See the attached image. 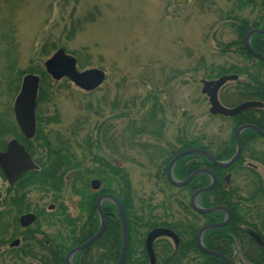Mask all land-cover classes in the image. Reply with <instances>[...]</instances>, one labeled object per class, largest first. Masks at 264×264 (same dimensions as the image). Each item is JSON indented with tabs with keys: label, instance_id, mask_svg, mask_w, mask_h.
<instances>
[{
	"label": "rangeland",
	"instance_id": "1",
	"mask_svg": "<svg viewBox=\"0 0 264 264\" xmlns=\"http://www.w3.org/2000/svg\"><path fill=\"white\" fill-rule=\"evenodd\" d=\"M233 4L226 0H0V78L7 64L27 71L25 76H39L35 69L46 71L45 61L63 49L58 47L49 56L41 53L42 43L52 41L65 44L68 54L82 59L85 68L79 70H103L106 81L93 94L80 90L69 80L55 83L50 78L51 99L42 113L46 117L57 115L61 121L44 125L43 130H57L60 124L70 127L77 118L86 119L82 115H87L91 101L95 107L90 110V126L106 121L113 134L109 142L102 134L99 147L91 149L93 154L108 156L118 148L122 157L119 161L129 171L137 195L161 199L154 179L149 178L154 170L148 166L147 154L137 145L152 142L153 137L163 145L174 144L179 132L185 130L217 142L230 140L233 134L232 124L213 116L208 98L202 94V81H210L206 76L213 66L231 63L232 59L241 61L237 55L220 52L219 46L234 38L231 26L219 19L221 11L231 9ZM0 90L3 91L2 86ZM104 101H117L119 109L104 108ZM99 103L102 107L97 106ZM13 105L10 95L0 97V117L8 131L10 124L16 125ZM154 106L155 125L144 120ZM160 108L164 116L163 112L158 113ZM99 109L103 112L98 120L92 111ZM119 113L123 116H117ZM162 116L166 120L163 123ZM90 129L80 131L78 146ZM11 135L6 134L5 139H11ZM94 137H98L95 130ZM258 140L253 150L259 163L264 157V141ZM39 145L42 144L35 143L36 149ZM79 148L78 159L90 167L86 161L90 155ZM260 164L257 173L264 179V161ZM245 173L249 181L256 178ZM243 179H237L238 183L244 184ZM69 188L64 198L72 211L78 209L79 199Z\"/></svg>",
	"mask_w": 264,
	"mask_h": 264
},
{
	"label": "trees",
	"instance_id": "2",
	"mask_svg": "<svg viewBox=\"0 0 264 264\" xmlns=\"http://www.w3.org/2000/svg\"><path fill=\"white\" fill-rule=\"evenodd\" d=\"M201 2L207 0H200ZM227 2H233V7L226 11H221L219 15L220 21L225 25H230L234 34L233 40L228 44L219 43L221 47L220 52L224 54L231 53L241 58V61L231 63H224L221 65H215L212 67L210 75L206 76L208 80H215L225 75H238L239 79L234 81L233 84L224 87L220 92V100L226 107H236L247 101H258L264 103V61L253 57L245 47V38L247 34L254 29L264 30V0H226ZM248 10L247 15H243V12ZM53 43H42L41 53L50 55L52 51H56L59 48H66L65 44L54 41ZM251 46L255 51L264 55V35L256 34L251 38ZM76 57V56H75ZM77 58V57H76ZM82 59H77V64L80 69H84L85 66ZM41 78L39 91L36 100V118H37V134L36 140L43 138V126L45 124H59L58 116L51 117L46 120V116L42 113V109L46 102L51 99L50 88L52 86L50 76L46 71L36 70ZM27 71L24 72L21 69L16 68V65H6L0 78V86L3 87V91L0 90V97L5 94L10 95L15 101L19 95L22 87V81ZM67 82V81H66ZM56 83V81H55ZM58 85V84H57ZM92 92L91 94H93ZM50 96V98H49ZM155 95L152 96L153 103ZM54 100V101H53ZM55 102L53 96L52 99ZM98 107H102V104H97ZM157 106V105H156ZM156 106L152 109L144 120L152 122L155 125L156 119ZM95 105L90 101V106L86 117V120L78 118L75 124L78 128V133L81 130L90 129V137L84 139V142L79 143V149H86V152L90 155L88 163H91L90 167H86L85 162L79 158H73V150L67 151L63 149L62 144H54L45 142L44 145H39L37 150H41L38 153V160L44 164L47 168L45 174L41 176V181L48 189L61 191L65 193L66 181L61 174L65 172H73V177L70 178L71 184L69 190L75 197L79 199L77 206L80 210L79 217L76 219L78 225L75 226L71 216L66 213V208L62 207V219L68 221L65 223L67 226H63L64 232L62 233V246L58 250L52 253V256H47L43 259H38L39 264H66L67 253L90 239L95 233H97L100 227V216L97 210V200L102 195H112L116 197L122 208L127 221L129 231L128 248L126 252L124 264H150L147 252H146V237L150 231L157 227H166L172 229L179 237V244L175 246L168 239H162L155 245L156 264H218L216 258L210 256H204L199 250L196 243V236L199 231L200 215L195 212L190 204V196L203 187L204 176L199 175L192 180L187 186L182 188H176L172 186L166 176L167 167L171 160L182 151L188 149H205L211 152L215 157L221 160L227 161L235 154V134L237 129L244 124H254L264 130V114L259 111H246L235 119H229L228 122L232 124L233 134L230 140L217 142L215 139H209L200 134H188L185 130L180 131L176 137L175 143H166L163 145L154 139L152 142L143 143L137 145V148L147 154L148 166L151 167L154 172L149 175V178L154 179L158 190L160 191L161 199H157L156 196L146 198L145 196H139L133 190L132 181L129 171L124 168L123 161L120 158L118 148L111 150L108 156L94 155L91 150L92 147H99L100 136L105 135V141L108 142L113 137V134L109 133L111 128L107 122L102 121L101 124L97 121L90 126L89 117L90 110H93ZM161 106H157L159 109ZM104 108H110L112 111L119 109V104L115 102L104 101ZM162 108V107H161ZM160 108L158 113L164 111ZM151 111V106H150ZM103 111L99 109L97 112L92 111L94 117L98 120L102 117ZM54 114H56L54 112ZM127 116V114H125ZM117 116H123V113H119ZM161 118V121L165 122V117ZM211 116V115H210ZM212 117V116H211ZM4 119L0 117V141L6 138V134L11 133L14 138H19V131L15 124H10L12 128L8 131ZM133 123L136 124V121ZM47 125V126H48ZM73 125V124H72ZM95 125V126H94ZM94 126V128H93ZM74 127V126H73ZM76 129V127H74ZM105 129V132H101ZM94 130L97 138L94 137ZM154 130H157L154 128ZM159 132H155L159 134ZM163 133V132H162ZM152 134V133H151ZM249 135L252 139H263L252 131L245 132L241 139L247 140ZM158 136V135H157ZM159 137V136H158ZM160 138V137H159ZM48 140V138H46ZM208 139V140H207ZM204 140H207L204 142ZM85 146V147H84ZM111 147V146H110ZM84 152V151H83ZM75 153V152H74ZM75 155V154H74ZM203 157L199 154H191L180 159L173 167V177L178 181L186 180L190 175L199 171L202 165ZM238 161L235 166L238 165ZM147 164L145 165V167ZM234 167V166H233ZM63 170V171H62ZM253 176V171H249ZM256 183L260 188L264 185L258 182V176ZM100 180L102 183L99 191H94L91 187L93 180ZM208 183V181H207ZM261 183V184H260ZM72 196V195H71ZM239 209V208H238ZM103 212L107 220V227L102 237L89 246L87 249L76 254L74 257V264H118L122 247H123V225L122 220L117 211L114 203L106 201L103 204ZM83 216V217H82ZM77 231V232H76ZM239 235L241 231L239 230ZM214 243H207V246L211 248ZM49 252L50 248L47 247ZM260 251L263 250L259 248ZM218 250V249H216ZM250 262L251 259L247 258ZM259 262V261H258ZM0 264H29L24 258H13L10 261L0 262ZM264 264L263 260L260 263Z\"/></svg>",
	"mask_w": 264,
	"mask_h": 264
},
{
	"label": "flooded vegetation",
	"instance_id": "3",
	"mask_svg": "<svg viewBox=\"0 0 264 264\" xmlns=\"http://www.w3.org/2000/svg\"><path fill=\"white\" fill-rule=\"evenodd\" d=\"M86 93L90 94L92 92ZM248 111H262L264 114V107L262 109H253ZM238 116L232 118L222 116L215 117L226 119L228 121L229 119H235ZM45 119L49 120L51 117H46ZM58 119L61 121L60 117H58ZM77 119L75 121H77ZM83 119L86 120L85 118ZM47 125L48 124H45V126ZM244 125H253L264 132V130L257 125ZM73 126L76 127V129ZM16 127L19 131L20 139L14 138L12 137L13 135H11V139L1 140L0 153H5L8 150L10 142L16 140L31 159L33 168L23 170L17 178L11 179L5 174L0 164V262L10 261L13 258L21 257L26 259L29 264H39L37 262L38 259H43L49 255L52 256V253L55 252V250H58V255H60L59 249L62 246V233L64 232L63 226H67L65 223H69L68 221H63L62 219V207H65L66 213L74 219L73 222L75 226L78 225L76 219L79 217V208H74L72 211L70 210L69 204L64 198L65 193L61 191V188H58V191H54L44 186L41 181V176L45 174L47 168L40 160H38L37 155L41 152V150H37L38 153L35 155V152H37L35 150V143L38 144L40 142L42 145H44L45 142L62 144L61 146L63 149H67V151H70L71 148V150H73L72 159H77L76 149L78 147L77 137L79 133L76 125L63 127L62 124H60V128H57V130L52 131L48 130V128L44 129L43 138L45 139L38 141L35 139L38 124L36 126L35 136L32 139H26L18 125ZM247 131H252L264 138V136L255 130H244L240 135V144L242 148L241 155L239 159L229 167H219L214 164L212 159L220 163H226L234 158L238 151L236 134L234 140L236 147L235 154L227 161L221 160L220 157H215L211 152L205 149H201L210 157L200 154L203 157V167L199 171L204 172L199 175L204 176V181L203 187L197 191H204L197 196L196 203L206 212H197L192 207V197L197 191H195L189 198L191 208L200 215V229L196 236L197 246L198 234L203 231L201 235V242L204 248L208 251L215 252L220 256L210 255L202 251L199 246L198 248L204 256L216 258L218 264H228L226 260L229 261L230 264H258L260 263V260L264 261V187L260 188L258 186L256 183L257 177L254 178L253 181H249V175L247 177L244 175L247 171H253L255 174L254 176H258L259 178L258 182L260 180V182L264 185V179H262L257 173L258 165H261V162L263 163L264 157L262 158L261 156L260 159H262L258 163L256 161L257 154L255 155L253 150V147H255L260 140L252 139L251 135L248 136L249 138L247 140L241 139L242 135ZM46 138H48V140ZM238 161H240V163L235 166ZM253 162L258 163V165L253 164ZM24 167L25 166L22 163L14 164L12 166V171L22 170ZM13 172H11L12 175L15 174ZM61 176H63L66 181L67 186L65 191H67V188L70 187L71 184L70 178L73 177V172L63 171ZM243 177L244 179L242 181L244 184H241V182L238 183L237 179H242ZM213 178L216 180L214 188L206 190L212 184ZM216 225L222 226L216 227ZM157 228L171 230L176 235L177 241L171 237H160L156 239L153 245L155 256L154 263L151 262L146 249L150 264H156L155 245L158 241L168 239L175 246V248L180 242L179 237L172 229L166 227ZM239 230L241 231V235H239ZM94 235H96V233ZM207 243H214V245H211L210 248L207 246ZM47 247L50 248V252ZM259 248L263 250L260 251ZM72 250L67 253L66 261ZM74 257L72 261H74ZM247 258L252 261L250 262Z\"/></svg>",
	"mask_w": 264,
	"mask_h": 264
},
{
	"label": "water",
	"instance_id": "4",
	"mask_svg": "<svg viewBox=\"0 0 264 264\" xmlns=\"http://www.w3.org/2000/svg\"><path fill=\"white\" fill-rule=\"evenodd\" d=\"M256 34H263L264 30L261 29H254L250 31L246 38H245V47L247 51L255 58L260 59L264 61V55L258 53L253 49L251 46V38ZM45 70L47 74L55 81H61L63 79H68L71 83H73L77 88H79L82 91L85 92H93L96 89L100 88L105 80H106V73L103 70L92 68L87 70H79L77 65V59L66 52L65 49H59L57 52H55L48 60L44 63ZM239 79L238 75H225L222 76L216 80L212 81H202V94L207 96L208 102L210 105V113L213 116H222L226 118H232L236 117L248 110L253 109H262L264 107V103L258 102V101H247L244 102L236 107H226L222 104L219 94L220 91L225 87L228 83L237 81ZM40 85V77L37 75L29 74L24 77L22 88L17 96L13 112L15 120L24 134L26 139H32L35 136L36 133V99L38 95ZM252 129L257 131L259 134L264 136V132H262L260 129L253 125H244L237 131L236 134V141L238 143V151L233 159H231L229 162L226 163H220L217 161H214L212 158V161L215 165L219 167H229L233 165L240 157L242 148L240 144V135L244 130ZM191 154H204L208 157H210L208 154H206L201 149H188L185 151H182L177 156H175L171 162L168 165L167 168V178L168 181L175 187H184L187 184H189L196 176H198L200 173L204 171H197L193 173L188 179L185 181H178L173 177L172 170L175 164L182 159L183 157ZM24 164V169L22 170H14L12 171V166L14 164ZM0 164L2 169L4 170L5 174L9 176V178H17L23 170H27L30 168H33V163L29 156L24 152L23 147L16 141L13 140L10 142L8 146V150L5 153H0ZM15 173L12 175V173ZM216 183L215 178H213V182L206 190H211L214 188ZM101 181L100 180H93L91 187L93 190L98 191L101 188ZM204 190L197 191L193 197H192V207L197 212H206L203 209H201L197 203L196 199L197 196L203 192ZM105 201H111L114 203L119 211L122 225H123V231H124V242L122 247V252L119 260V264H124L125 256L128 248V226L126 217L124 214V211L122 209V206L119 202V200L112 196V195H102L98 201H97V209L101 218V225L100 229L94 235L91 239L86 241L81 246L73 249L68 257H67V264H73V257L74 255L78 254L79 252L87 249L89 246H91L94 242H96L104 233L105 227H106V218L103 213L102 205ZM226 224V223H225ZM222 224V225H225ZM222 225H216L222 226ZM203 232V231H202ZM202 232L198 234L197 240H198V246L199 248L213 256H220L216 254L215 252L208 251L204 248L202 242H201V235ZM160 237H171L177 241L176 235L169 229L165 228H157L151 231L146 239V249L149 255V258L152 263L155 262V256L153 251V245L156 239ZM228 264H230L229 261L226 260Z\"/></svg>",
	"mask_w": 264,
	"mask_h": 264
}]
</instances>
